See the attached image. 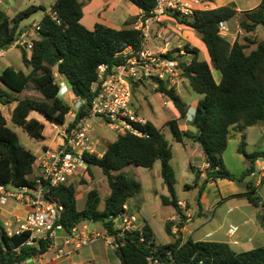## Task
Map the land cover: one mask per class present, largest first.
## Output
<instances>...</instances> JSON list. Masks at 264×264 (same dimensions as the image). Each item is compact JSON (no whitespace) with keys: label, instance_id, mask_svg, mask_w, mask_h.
<instances>
[{"label":"trees","instance_id":"trees-1","mask_svg":"<svg viewBox=\"0 0 264 264\" xmlns=\"http://www.w3.org/2000/svg\"><path fill=\"white\" fill-rule=\"evenodd\" d=\"M128 1L139 8L145 18L151 16L157 4V0ZM83 7V0H57L51 13L57 14L62 24L58 25L47 13L40 22L39 40L35 41L31 55L21 50L23 64L29 72L10 66L0 75V83L17 94L13 101L17 105L12 113V123L37 141L45 139L46 125L31 118L33 112L39 113L51 124L63 126L70 111L69 105L58 96L59 85L54 68L71 84L75 96L90 103L94 98L91 90L98 80V68L102 64L112 68L124 63L126 58L123 54L129 47L135 51L142 48L141 31L133 27L136 20L121 30L103 24H96L93 30H89L81 22ZM40 10L45 11L42 6H30L12 19L0 8V53L12 48L21 34L20 24ZM236 16L239 13L230 7L198 10L193 17L185 19L175 16L200 35L211 60L210 64L201 60L200 50L188 44L184 50L192 55V61L180 63L191 89L203 96L195 110L193 124L197 128V134L192 139L202 148L208 165L205 184L219 179L242 184L247 177L255 174L256 162L264 159L263 151L257 150L252 154L246 151L245 134L242 135L238 149L247 160L245 172L235 176L227 169L223 159L233 130L243 133L249 127L264 124V40L257 42L245 37V43L239 40L232 43L222 36L221 23ZM240 29L251 36L259 29L264 31V0L256 9L240 14ZM247 44L255 45L250 53H247ZM213 70L220 73L219 82L216 81ZM138 86L137 84L135 88ZM30 88L39 96L27 93ZM157 91L173 103L179 115L178 120L187 117V104L176 90L167 89L161 84L157 86ZM4 98L0 94V103L5 105L12 102L5 101ZM178 120L166 123V127L170 128L176 142L183 143L186 134L181 130ZM140 128L149 134L148 138L129 133L120 135L115 142L109 144L102 158L87 156L89 174L93 167L100 168L110 188V196L102 210L101 196L97 189H91L87 193L82 210L78 209L73 185L63 186L55 191V196L65 207L60 223L67 231L70 232L83 221H91L101 222L103 227L112 232L110 217L124 212L128 202L139 197L143 189L140 182L121 171L130 165L151 170L158 161L161 162V175L169 191L168 197H161L162 203L173 207L183 221L187 219L177 197V178L171 164L173 151L169 141L163 130L151 122ZM36 160L34 153L21 144L18 135L8 126L6 117L0 111V186H34ZM205 184L199 189V197L203 194ZM192 188L194 186L185 187L186 190ZM231 198H245L252 206L262 208L257 218L264 230V200L258 197L255 181L246 184L245 193ZM184 224L178 225L180 230ZM173 227L174 223L168 221L166 232L174 239L170 244H158L153 229L146 225L145 243L139 241L140 234H127L124 240H119L122 245L115 253L122 264H149L147 256L153 249L157 250V257L163 264H264V246L246 252H235L230 244L224 242L194 241L192 238L184 241L181 231L176 238ZM29 237V233L13 238L0 235V264H21L47 253L49 243L45 241H40L35 246L24 245ZM19 247L20 253H15L14 249Z\"/></svg>","mask_w":264,"mask_h":264},{"label":"built area","instance_id":"built-area-1","mask_svg":"<svg viewBox=\"0 0 264 264\" xmlns=\"http://www.w3.org/2000/svg\"><path fill=\"white\" fill-rule=\"evenodd\" d=\"M202 7L203 0H157L151 16L145 18L142 15L135 24V28L142 34L141 50L135 51L129 47L123 54L126 58L124 63L112 68L102 64L98 68V80L92 85L91 90L94 98L90 103L82 97L75 96L67 80L58 79V96L62 100L67 98L70 101L67 104L70 111L65 125L53 124L58 131V144L44 151L39 163L40 173L34 186H0V208L14 202L31 209L25 218H16L14 221L4 223L0 235L13 238L29 233V240L24 245L35 246L40 241H45L49 243L47 253H53L55 260L71 258L80 249L100 242L117 250L122 245L119 240H124L127 234L132 233L140 234L139 241L145 243L146 224L138 214L129 212L127 207L120 215L110 217L112 232L106 227L103 232H90L79 226L70 232L67 231L60 223L65 207L55 196V191L63 186H69L73 178L81 179L89 175L87 156L103 157L104 152L91 131L93 119L103 118L114 126L120 135L129 133L140 138L149 137V134L140 128L149 121L140 115L133 105L135 86L152 83L157 87L163 84L167 89L179 91L185 79L180 66L183 62L181 57L190 56L184 47L174 52L170 50L174 35L168 32L158 33L159 38L164 39V48H152L149 43L152 26L157 25L163 17L191 18L196 11L202 10ZM49 15L58 25L62 24L57 14ZM39 30L40 23L35 28H27L18 36L12 47L32 53L35 41L39 40ZM226 31L227 24L222 22L220 33ZM164 105L168 106L169 102H165ZM191 221L192 218L188 216L185 221L179 216L174 218V222H177L173 228L176 238L181 231L178 225ZM238 233V226L234 224L229 226L228 244L232 247L240 244ZM20 251L21 247L14 249L15 253L19 254ZM147 261L149 264H163L157 257L156 249L150 250Z\"/></svg>","mask_w":264,"mask_h":264},{"label":"crops","instance_id":"crops-1","mask_svg":"<svg viewBox=\"0 0 264 264\" xmlns=\"http://www.w3.org/2000/svg\"><path fill=\"white\" fill-rule=\"evenodd\" d=\"M56 1L52 4V6L56 3ZM83 1H84V7H83L84 15H83L81 22L89 30H93L96 24H103L107 27H110L116 30H121V29L128 27V23L132 21L136 20L135 22L136 24L138 20L140 19V17L143 15L142 11L136 6L130 4L128 0H83ZM261 2L262 0H203L202 10L217 9L221 7H230L239 13V16H236L235 18L226 22L228 33L226 32L225 34H227V36L229 37L227 38L224 35L222 36H224L226 39L230 41L235 36L239 34L240 35L244 34V32L240 29V14H242L243 12L256 9L257 7H259ZM9 7H11V2L9 0H0V8L4 10L5 12H7V14L13 19L19 12L18 13L14 12L13 14L12 13L10 14V12H8L10 10L7 11ZM50 13L51 11L48 14ZM21 24H20L19 30L21 31V34H22V32H24V29H21L22 28ZM135 24L133 25L134 28L136 27ZM187 30H191L193 33H189ZM161 31L163 33L168 32L174 35V39L170 43V50L173 52L178 51L179 48L185 47L186 45L190 43L189 45L191 47L196 46L194 48H198L200 50V56L201 54H203L204 51L208 54L207 48L203 49L201 46L202 40H196V37L194 36V34L196 35V32L192 28L187 27L186 25L182 24L180 21H178L175 17H172V16L163 17L160 19L157 25L152 26L151 40L149 43L151 47L154 49L164 48V39H161L158 36V33ZM257 32L253 36L248 35V34H244V36L254 38V36H257ZM185 36L187 37V39L184 40ZM165 37L166 36H164V38ZM5 52L6 51L0 53V56L4 55ZM207 62L210 64L211 60ZM54 71H55V75H57L56 79H60V80L64 79L57 73V68H54ZM214 71L216 70H213V74L215 75ZM12 94H15V93H12ZM16 97H17V94H16ZM201 99L198 98V102ZM64 102L66 103L65 100ZM66 104H69V103H66ZM16 105H17L16 102H12V103L5 104V105L0 103V111L6 117L8 126H9V119H11L12 113ZM30 117L36 118L40 120L41 122L45 123L46 130L48 127H50L53 129V131H56L55 138L50 140L48 144L45 143L43 145V151L41 152L39 157H37V155L31 150L34 153V155L37 157V160L34 166V172H35L34 177H37V175H39L40 173L39 163H40V159L43 157L44 151L47 150L48 148L55 147L58 144V131L53 124L47 122L44 119V117L40 115L39 113L33 112ZM153 124L158 129L163 128V125L162 127H159L155 123ZM179 124H180V128L182 131L184 132L191 131L193 135L197 134V128L194 126L193 123H190V125L189 124L184 125V123H179ZM46 130L44 133V136H45L44 140H46L47 138ZM243 134H245V137H246V144H247L246 151L249 154H252L257 150L264 152V124H261V125L249 127L243 133L233 130L232 137L228 143V147H227L226 152L224 153L225 154L224 157L226 156L229 150V146L231 144L234 145V150L237 149V147L239 146L241 142ZM192 136L186 137L183 143H179L181 145V148L183 149V153L186 159V162H185L186 165L184 167L186 171L185 173H187V175L190 177L195 176V180L193 181V184L187 183V182L184 183L183 189L185 191H193L194 189L197 190L198 188L200 189L199 180H201L202 186H203V184H205L206 179H207V175L205 171L208 168V165L206 164L204 160L202 148L197 142L194 141V139H192ZM105 150H102V151L104 152ZM237 154H238V150H237ZM224 161L227 167L231 170V172H234V170H232V168H230V166L226 162V157ZM142 169H144L141 172L144 175V177H146L148 188L151 187L150 181H153L155 177L157 176L159 178L162 177L160 161L156 162L154 166V170H156V173L154 176H151V174L149 173V169L147 168H142ZM244 169L246 168L244 167ZM91 174L93 178H95L92 170H91ZM252 177L255 179V183H256V186H258V192H259L260 187H262V185L264 184V159H260L256 162V172ZM196 179L198 182L197 185H196ZM75 180H78V181L76 182ZM76 184H79V179L73 178L70 182V185H73L76 189L78 187V186L77 187L75 186ZM242 184L243 186L241 188L237 186L236 183L231 182L226 179H219L217 181L210 180L209 182L205 184L203 194L199 197V199L196 202V206H197L196 209L193 208V203L190 202V200L180 198L177 193L179 204L181 205L182 209L185 210L186 216L192 218V221L189 223H185L183 228L181 229L180 234L183 240L186 241L188 238H192L194 241H211V242L229 243L230 239L227 235V232H228L229 226L232 225L233 222L228 221V220L230 219L229 216L235 213V210L231 208L226 213L223 212V214L220 213V216H217V212L219 210V208H217V205H220L222 203H224L225 205L233 200H240L242 202H245L241 207L246 208L250 212L248 219H243L242 220L243 222L241 223L240 226L236 225L239 227V231H240V227L242 226L252 225L253 227L251 229L254 231L253 237L261 234V232H264L257 218V216L261 213L262 208H256L252 206L245 198H231L234 195L242 194L246 192V187H244V185L246 186V182H243ZM187 185L194 186V188L190 190H186L185 187ZM90 190L89 189L85 190V202H84L83 208L85 207V204H86L87 193ZM176 191H177V188H176ZM162 192L165 194L163 196H167V197L169 196L168 188L166 190L162 189ZM77 199L78 198H77V192H76V200ZM133 199H131V204H133V206H136L137 204L135 203V201H133ZM77 206H78V202H77ZM83 208L81 209L78 208V209L82 210ZM103 208H100V209L102 210ZM142 208L145 210L146 204H144ZM162 210L163 212H161L158 215L154 213L152 216H148V214L144 216L143 212L142 213L140 212V214L138 215L144 221L146 225H149L153 229L156 242L161 245H167V244L172 243L174 239L171 237V240L165 244L158 242L156 238V229H155L156 223L163 222L166 224L168 221H171L174 223V226H175L177 225V223L174 222V218L178 217V215H177L176 210L171 206L162 205ZM30 212H31V209L27 206L19 205L14 202H9L5 207L0 208V223L3 225L7 221L16 220V218H25L27 215H29ZM233 218L240 219V216L239 215L236 217L233 216ZM79 227L82 228V224H80ZM199 233L202 234V238L195 239L194 238L195 235H198ZM253 237H249L247 241L249 243L253 242ZM237 238L240 242V237L237 236ZM240 245H241V242L238 246ZM109 248L110 247L100 242L90 247H85V248L80 249L77 253H75L71 258H68V259L65 258V259L55 260L54 254L48 252L39 258H31L21 264H91V261H92L90 260L91 254H94V257H97L104 251V249L109 250ZM243 252H246V251H243ZM119 262L121 263L120 259H119Z\"/></svg>","mask_w":264,"mask_h":264},{"label":"rangeland","instance_id":"rangeland-1","mask_svg":"<svg viewBox=\"0 0 264 264\" xmlns=\"http://www.w3.org/2000/svg\"><path fill=\"white\" fill-rule=\"evenodd\" d=\"M11 2V7H9L8 12L10 14L12 13H18L21 12L30 6H42L44 10H40L37 13L33 14L30 18L26 19L25 21L22 22L21 29H24V31L27 28H35L37 24L41 22V20L44 18V16L49 13L52 10V4L56 0H9ZM189 33H193L191 30H187ZM227 32V31H226ZM226 32L222 33L221 35L226 36ZM228 33V32H227ZM196 37V40H202L200 35L196 33L194 34ZM247 36H244V34H239L235 36L233 39L230 40V42H234L235 40H239L243 43L244 39ZM187 39V37H184V40ZM257 42L263 41L264 40V31L263 30H258L257 36H254V38ZM190 44V43H189ZM192 45V44H191ZM201 46L203 49H206L205 45L201 41ZM248 49L247 53H250L251 50L255 48L254 45L252 44H247ZM196 47V46H192ZM173 49V48H171ZM30 56L31 53H28ZM181 59L183 60V63H190L192 61V55L185 57L182 56ZM201 60H207L210 61L209 55L204 51L203 54L200 56ZM13 67L16 70H22L26 71L27 73L29 72L22 61V52L18 48H11L8 51L4 53V55L0 56V75L2 74L3 70L7 67ZM215 72V79L217 82L220 81L221 75L219 72ZM58 81V79H56ZM182 87L179 91H176L178 95L186 102L187 107H188V115L185 119L183 120H178L179 115L174 108L173 103L170 101V99L159 93L157 91V87L152 84V83H145L143 85H139L134 89V97H133V105L135 110L142 116H144L149 122L155 123L159 127H162L163 125V132L169 141L172 151H173V159H172V167L176 172V178H177V193L178 196L182 199H188L190 202L193 203V208L196 209V202L199 199V188L197 190L193 191H185L183 189V185L185 182L193 184V181L195 180V176H188L187 173H185V155L183 153V149L181 148V145L175 141L174 136L170 130L169 127H166V123H169L170 121L173 120H178L179 123H184V125H187L190 123H193L194 116H195V110L196 106L198 104V98L201 99L202 96L195 93L190 85L188 80L186 78L184 79L182 83ZM0 94L4 95L5 101H14L16 99V94H12L13 92L10 91L8 88H6L3 84L0 83ZM27 93H31L34 96H39L38 93L33 91L32 88H30ZM66 103H70L69 99H65ZM10 102V103H12ZM165 102H169L168 106H165ZM9 127L16 132L18 135L21 144L28 150H32L37 157L40 156L41 152L43 151V145L45 143H49L50 140L55 138V132L53 131L52 128L48 127L46 130L47 138L44 141H37L35 139H32L22 128L16 126L15 124L12 123L11 119H9ZM91 131L94 137L97 139L100 147L102 150H105L109 144L113 141H115L119 137V133L115 130V127L107 123L103 118H95L91 121ZM184 132V131H183ZM186 134V137L192 136L193 134L191 131L184 132ZM240 145V144H239ZM239 149V146L237 149L234 150V145L231 144L229 146V150L226 154V162L234 170V172H231V170L227 167V169L233 173L235 176H240L243 172H245L247 168V160L246 158L239 153L237 154V150ZM225 155V154H224ZM223 155V159H225ZM225 162V161H224ZM244 166V167H243ZM142 169L141 167H136L134 165H130L126 168H124L121 173L125 174L126 176L133 178L140 182L142 184V194L134 198L133 201L137 204L136 206H133L131 204V200L128 202V210L129 212L140 214V212L144 213V216L148 214V216H152L154 213L156 215L160 214L163 212L162 210V200L161 197L165 195L162 192V189H167L166 184L164 183V180L162 177H155L153 181H150L151 187L148 188V183L146 181V177L142 174ZM92 172L95 178H93L92 174H89L85 178L79 179V184H76V192H77V202H78V208L81 209L84 206L85 202V190L87 189H98L100 192L101 196V202H100V208H103L105 205V201L107 198H109L110 195V189L109 185L107 182L106 176L103 174L102 170L98 167H93ZM149 173L151 176H154L156 173V170L149 169ZM77 178V177H76ZM76 182L78 180H75ZM250 181H255L253 177H247L246 178V184ZM200 187L202 186L201 180H199ZM80 185V186H79ZM237 186L241 187L243 184H237ZM244 187H246L244 185ZM258 197L262 198L264 200V184L262 187H260L259 192H258ZM245 202H242L240 200H233L229 202L228 204L222 203L220 205H217V208H219L217 212V216H220V213L223 214L226 213L229 209L233 208L235 210V213L232 214L230 219L228 221H232L234 225L240 226L241 223L243 222V219H248L250 212L246 208L241 207ZM146 204V209L144 210L142 207L143 205ZM9 206V205H8ZM240 216V219L233 218V216ZM177 223V222H176ZM82 228L83 229H89L90 232H103V224L101 222H91V221H83L82 223ZM167 224V223H166ZM166 224L163 222H157L156 223V238L157 241L165 244L171 240V237L167 234L166 232ZM253 226H242L240 227V231L238 236L240 237V246H233V250L235 252H243V251H249L253 250L256 248H260L264 246V232H261V234L254 235V231L251 229ZM247 236V237H245ZM249 237H253V242L249 243L247 240ZM195 239H201L202 234L199 233L198 235H195ZM105 245H107L104 242H101ZM109 250H105L97 257H94V254L90 255V260L91 264H121L119 262V259L113 250V248L109 245H107ZM49 256V255H48Z\"/></svg>","mask_w":264,"mask_h":264}]
</instances>
